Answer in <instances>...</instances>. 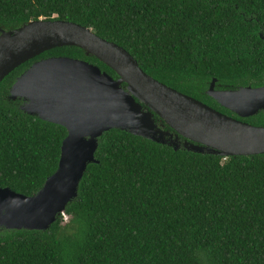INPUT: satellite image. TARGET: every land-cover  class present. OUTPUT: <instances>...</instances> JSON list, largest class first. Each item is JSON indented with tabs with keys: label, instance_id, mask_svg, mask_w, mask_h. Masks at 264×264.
<instances>
[{
	"label": "trees",
	"instance_id": "trees-1",
	"mask_svg": "<svg viewBox=\"0 0 264 264\" xmlns=\"http://www.w3.org/2000/svg\"><path fill=\"white\" fill-rule=\"evenodd\" d=\"M40 18L92 28L156 79L237 118L207 94L212 79L218 88L264 85V0H0L5 29ZM54 55L118 77L80 47L62 46L3 79L0 187L26 195L57 170L68 131L23 111L9 89L34 60ZM242 119L264 125V109ZM96 158L49 229L0 228V264H264V154L175 150L112 128Z\"/></svg>",
	"mask_w": 264,
	"mask_h": 264
},
{
	"label": "water",
	"instance_id": "water-1",
	"mask_svg": "<svg viewBox=\"0 0 264 264\" xmlns=\"http://www.w3.org/2000/svg\"><path fill=\"white\" fill-rule=\"evenodd\" d=\"M62 46L80 47L118 77L67 55L36 59L17 77L8 98L23 99V111L63 125L68 133L57 170L37 193L0 187V228L49 229L77 198L88 165L99 163V137L112 128L175 150L224 157L264 154V125L242 119L264 109V85L217 88L214 77L207 94L240 118L231 116L156 79L124 47L70 20L40 18L0 27V83L28 60Z\"/></svg>",
	"mask_w": 264,
	"mask_h": 264
},
{
	"label": "flooded vegetation",
	"instance_id": "flooded-vegetation-1",
	"mask_svg": "<svg viewBox=\"0 0 264 264\" xmlns=\"http://www.w3.org/2000/svg\"><path fill=\"white\" fill-rule=\"evenodd\" d=\"M1 27V26H0ZM217 87V86H216ZM218 88V87H217ZM24 103V100L22 99V103H21V105ZM238 116V115H237Z\"/></svg>",
	"mask_w": 264,
	"mask_h": 264
}]
</instances>
